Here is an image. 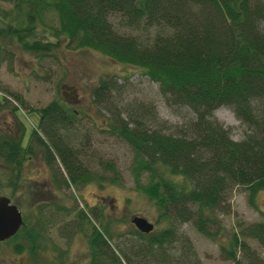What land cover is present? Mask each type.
I'll list each match as a JSON object with an SVG mask.
<instances>
[{"label": "trees", "instance_id": "16d2710c", "mask_svg": "<svg viewBox=\"0 0 264 264\" xmlns=\"http://www.w3.org/2000/svg\"><path fill=\"white\" fill-rule=\"evenodd\" d=\"M9 1L11 6L0 8V37L5 41L0 40V64H10L14 57L11 41L39 56L60 46L91 47L157 81L168 104H187L193 110L192 118L167 131L152 125L157 112L147 104L137 102L135 115L127 118L117 106H108L114 113L110 130L133 150L136 185L154 200L158 220L165 222L156 230L135 229L137 249L131 252L137 254V264H201L188 236L172 222L190 219L201 233L215 238L216 212L230 211L231 189L242 185L252 204L257 191L264 189V0ZM117 88L115 78L100 77L91 88L95 104L108 105ZM6 100L1 93L0 107L8 106ZM220 104L228 105L245 124L241 137H231L213 114ZM31 109L38 119L26 144H21L22 124L16 135L0 133V158L12 173L19 175L22 160L35 145L45 150L47 161L58 157L65 181L95 177L98 168L81 160L84 151L66 131L76 110L56 97ZM101 165L103 171L111 170L109 181L117 179L112 160ZM143 172L148 175L145 182ZM4 185L18 186L12 176ZM236 224L237 230L221 244L224 257L231 264H264V257L246 240L252 237L264 244V216ZM98 233L95 229L88 237L93 238V258L102 260L105 253L95 244ZM108 258L109 264H122L118 252L111 251Z\"/></svg>", "mask_w": 264, "mask_h": 264}, {"label": "rangeland", "instance_id": "374dc122", "mask_svg": "<svg viewBox=\"0 0 264 264\" xmlns=\"http://www.w3.org/2000/svg\"><path fill=\"white\" fill-rule=\"evenodd\" d=\"M11 5L9 0H0V8ZM0 40L5 43L4 37H0ZM9 44L14 51V57L10 64L6 61L0 64V94H6L7 100L4 102L8 105L0 107V133L16 135L22 124L24 136L21 144L24 145L28 140L27 134L38 119L36 111L31 108L43 105L55 97L68 102L76 110V116L66 131L72 134L73 144L79 146L80 151H84L81 160L87 166L98 168L96 173L104 170L101 169V161L112 160L118 177L114 181L108 180V183L98 188H95L93 183L83 185L85 188L69 186L67 194L74 199L76 191L78 208L85 203L83 197L90 203L93 201L90 190L114 196L115 205L110 207L108 221V229L112 234L108 238L118 253L126 251L131 262L137 264V256L131 253V249H137L138 239L123 234L132 229L128 215L135 212L143 214L154 222L153 230L162 227L165 222L158 220V209L154 200L136 185L137 180L131 172L133 150L125 138L110 130L109 120L114 116L111 111L117 106L121 116L127 118L135 115L137 102L147 104L157 112V119L152 120V125L171 131L175 125H183L192 118L193 110L187 104H168L159 92L157 81L142 73L135 65L116 60L97 49L60 46L47 56H39L21 49L15 42L11 41ZM107 75L116 79L118 88L112 91L108 105L97 106L91 88L100 77ZM13 104H18L14 111L10 109ZM212 112L228 127L231 137L242 136L245 124L228 105L220 104ZM34 148L31 156L22 160L19 175L12 173L10 164L4 163V159L0 158V194H10L11 190L4 185V181L10 176L14 177L18 186L11 198L18 204L21 212H25V220H28L31 227L38 226L36 217L40 203L33 189H37V182L44 180L41 147L34 145ZM106 171L108 176L112 175L110 169ZM147 176V173L143 172L141 181L145 182ZM32 199L34 204L30 205ZM229 201L230 211L216 212V224L219 228L215 238L201 233L190 219L172 222L179 233L188 236L201 264H231V259L224 257L221 244L227 242L226 236L232 230H237L236 221L258 220L264 216V189L257 191L252 204L248 202L247 190L242 185H236L231 189ZM49 202H52L48 205V208H51L53 201ZM73 202L71 201L70 207ZM71 215L62 213V230H72L74 220L66 222ZM58 225H51L48 241L43 239L40 232L31 234L28 249L25 251L11 253L13 241H20L22 238L21 232L10 240L9 244L0 243V264H50L56 261L62 264H85L89 255L86 233H61ZM246 240L264 257V244L252 237H246ZM123 258V264H127L126 257Z\"/></svg>", "mask_w": 264, "mask_h": 264}, {"label": "flooded vegetation", "instance_id": "af4514ba", "mask_svg": "<svg viewBox=\"0 0 264 264\" xmlns=\"http://www.w3.org/2000/svg\"><path fill=\"white\" fill-rule=\"evenodd\" d=\"M41 151H42V158L44 159L43 161L44 171L42 172V178L44 180L41 181L40 183L37 182L36 183L37 189H33L34 193L38 195V199L40 201L39 206L37 207L38 214L36 217L37 219L36 221H38V226L37 227L33 226V228H35L34 229L35 233L38 234L40 232L41 235H43V239L45 241H48L50 238L48 231L51 228L52 224L54 226L55 224L56 225L59 224L58 229H61V233H65V234L70 233L71 235L75 231H79V232L83 231L86 233L85 238L87 241L88 252H89L85 264H109L110 260L108 258V254H110L111 251L117 252L115 246L109 240L108 238L109 236L107 233L109 231L108 221H109L110 207H113L115 205V203L113 202L114 196H110L108 193L107 194L100 193L97 190H93V191L90 190V195L93 197V201H91L90 203L86 197H83L85 203L81 204L82 207L78 208L77 200H76L77 197L76 191L74 194L75 197L74 199L72 197H69L67 194L69 186L79 187V188H81L82 186L83 188H85L83 185L93 183L96 186L95 188L103 187L106 183H108L109 180L108 172L106 170L102 172H98L95 174V177L93 176L94 174L92 173L90 174V176L93 177H90L88 179H84V180L80 179L74 181L70 180L67 182L64 180V178H67L66 177L67 174L63 169V165L59 161L58 157L55 156L53 160L47 161L45 155L46 153L44 152L45 150L44 149L42 150L41 148ZM14 189L10 188L11 192L9 194L10 196L9 195L8 196L10 197V200H12V202L16 204V202L13 201V199L11 198L14 195L13 192ZM66 200L68 202H66ZM49 201H53L51 208H48V205L52 203ZM71 201L74 202L72 204L73 206L70 207ZM33 204H34V199H32L30 205ZM62 213L72 214L70 219L66 221V222H71L72 220H74L73 224L75 225L72 227L71 231H66L65 229L62 230V225H60V222H62ZM21 214L23 221L19 224L15 232L4 239H0L1 244H6V243L9 244V241L17 237L21 232L20 234L22 235V238L20 239V241H13L14 246H12V250H11L12 254H14V252L25 251L26 248L28 249L29 246L28 240L31 233L33 234L31 225H29V223L27 222L28 220L27 221L25 220V212L23 211L21 212ZM135 214L138 213L135 212V213H130L128 215L129 220L132 224V229L127 231V233H123V234H129L134 237H137V234L135 233V229L138 228L131 221V217ZM85 229L86 231H84ZM95 229L99 232L95 236L96 238L95 244L97 245V248H101L104 251L105 253L104 256H106V257H102V260H100L99 258L94 259L93 255L91 254L94 248L93 238L91 239L90 237H88V234L89 233L92 234ZM44 232L46 233V235ZM118 254L120 256L121 259L120 261L122 262V264L124 263L123 256L126 257L127 264H132L131 258L128 256L126 251L122 250L121 254L120 253ZM133 255L137 256V254H133ZM50 264H59V263H57L56 261Z\"/></svg>", "mask_w": 264, "mask_h": 264}, {"label": "water", "instance_id": "95a60500", "mask_svg": "<svg viewBox=\"0 0 264 264\" xmlns=\"http://www.w3.org/2000/svg\"><path fill=\"white\" fill-rule=\"evenodd\" d=\"M22 221V214L17 205L10 200L8 195L0 194V239L14 233ZM131 221L142 231H149L153 228V222L143 214L133 215Z\"/></svg>", "mask_w": 264, "mask_h": 264}]
</instances>
